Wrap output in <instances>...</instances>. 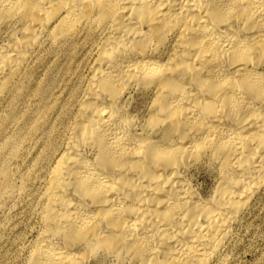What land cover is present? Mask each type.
<instances>
[{"label":"bare ground","instance_id":"bare-ground-1","mask_svg":"<svg viewBox=\"0 0 264 264\" xmlns=\"http://www.w3.org/2000/svg\"><path fill=\"white\" fill-rule=\"evenodd\" d=\"M42 68L75 85L0 163L25 264H228L264 190V0H0V139Z\"/></svg>","mask_w":264,"mask_h":264},{"label":"rangeland","instance_id":"rangeland-1","mask_svg":"<svg viewBox=\"0 0 264 264\" xmlns=\"http://www.w3.org/2000/svg\"><path fill=\"white\" fill-rule=\"evenodd\" d=\"M51 63L52 59L47 65L51 66ZM61 76L62 72L59 69L54 71L40 69L38 75L35 74L31 81L27 97L15 104V119L9 121L6 114L2 117L4 121L9 122L5 132L6 139H0V163L4 159V153L10 149L7 144L16 142L17 137L24 138L19 144V155L7 161L6 170L26 171L31 158L40 147V144L35 146L27 135L30 133H27L29 120L31 123L36 121L43 134L57 126L63 110L69 103L70 91L75 85L74 79H65L62 83ZM52 91L53 96L50 95ZM23 151L26 152L22 153ZM200 175L198 184L208 190L212 186V180L206 174ZM25 224L23 215L18 217L15 226L9 224V220L0 224V264H25L24 246L31 241L30 228ZM227 255L228 264H264V190L237 226Z\"/></svg>","mask_w":264,"mask_h":264}]
</instances>
